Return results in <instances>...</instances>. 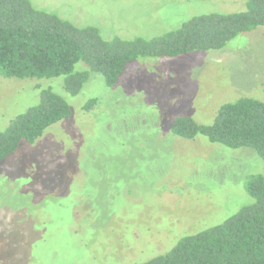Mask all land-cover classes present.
Wrapping results in <instances>:
<instances>
[{
  "label": "rangeland",
  "instance_id": "obj_1",
  "mask_svg": "<svg viewBox=\"0 0 264 264\" xmlns=\"http://www.w3.org/2000/svg\"><path fill=\"white\" fill-rule=\"evenodd\" d=\"M30 2L65 19L71 13L105 39L152 38L194 15L247 8L246 0ZM74 70L88 68L79 61ZM64 78L0 76V130L44 88L71 108L0 164V264H139L253 202L245 182L264 177L254 150L182 138L170 124L182 115L211 124L226 102L264 99V26L217 50L139 57L112 86L89 71L71 95Z\"/></svg>",
  "mask_w": 264,
  "mask_h": 264
},
{
  "label": "trees",
  "instance_id": "obj_2",
  "mask_svg": "<svg viewBox=\"0 0 264 264\" xmlns=\"http://www.w3.org/2000/svg\"><path fill=\"white\" fill-rule=\"evenodd\" d=\"M246 7L239 12L194 15L180 27L152 38L105 39L98 27L78 25L88 22H76L71 13L68 20L33 7L30 0H0V76L64 75L65 92L75 95L92 71L112 86L139 57L217 50L239 33L264 26V0H246ZM79 61L88 70L75 71ZM95 103L96 98L89 99L84 109ZM70 114L63 97L51 88L41 89L39 101L0 130V164L15 152L20 141L32 143L46 128ZM170 130L182 138L203 135L228 148H250L264 161V99L244 96L226 102L211 124L178 116ZM245 190L253 202L219 224L182 236L167 252L139 264H264L263 175H249Z\"/></svg>",
  "mask_w": 264,
  "mask_h": 264
}]
</instances>
